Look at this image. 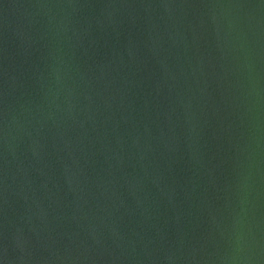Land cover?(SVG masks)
I'll list each match as a JSON object with an SVG mask.
<instances>
[{
	"label": "water",
	"instance_id": "obj_1",
	"mask_svg": "<svg viewBox=\"0 0 264 264\" xmlns=\"http://www.w3.org/2000/svg\"><path fill=\"white\" fill-rule=\"evenodd\" d=\"M0 264H264V0H0Z\"/></svg>",
	"mask_w": 264,
	"mask_h": 264
}]
</instances>
